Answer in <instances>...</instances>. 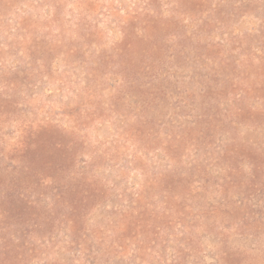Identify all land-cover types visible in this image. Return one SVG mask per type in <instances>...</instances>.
<instances>
[{"label":"rangeland","instance_id":"374dc122","mask_svg":"<svg viewBox=\"0 0 264 264\" xmlns=\"http://www.w3.org/2000/svg\"><path fill=\"white\" fill-rule=\"evenodd\" d=\"M0 264H264V0H0Z\"/></svg>","mask_w":264,"mask_h":264}]
</instances>
